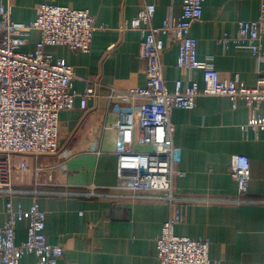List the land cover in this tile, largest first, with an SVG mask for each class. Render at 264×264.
<instances>
[{"label":"crops","instance_id":"obj_1","mask_svg":"<svg viewBox=\"0 0 264 264\" xmlns=\"http://www.w3.org/2000/svg\"><path fill=\"white\" fill-rule=\"evenodd\" d=\"M50 3L89 10L96 19L91 49L85 53L67 46H50L46 52L72 66L76 73L73 90L83 92L91 82H98L96 97L82 110L77 101L72 109L60 113L58 154L26 159L30 168L25 182L14 180L17 189H41L76 193L39 198L46 213V241L61 245V258L45 260L35 254L24 256L20 264H160L157 239L171 216L165 203L128 201L122 198L98 199L79 193L93 188L116 189L118 126L126 113L136 110L140 99H128L125 92L145 87L147 74L140 60L141 32L126 28L147 3L156 5L153 21L164 20L181 12L183 0H11L12 18L30 23L42 4ZM0 0V6H7ZM264 10V0H205L203 17L193 25L198 58L213 57L222 81L238 78L255 88L264 75V60L253 54L248 43L225 42L224 35H235L239 22L257 20ZM39 33L31 32L27 50L35 49ZM165 52L162 65L170 90L178 80L188 88L193 82L203 86L199 70L179 68V44L173 37H163ZM257 113L264 116V103ZM171 120L176 126L174 142L181 150L178 169L184 176L175 179L181 193L234 197L238 184L232 175L231 161L245 155L251 163L250 198H264V126L251 128L254 111L240 100L236 108L229 97L201 96L192 110L176 108ZM143 149L142 147H138ZM30 196L16 195L15 209L28 211ZM6 200L0 197V226L6 221ZM29 233V217L18 223L17 243ZM179 236L208 239L212 264H264V205H200L183 208V218L176 228Z\"/></svg>","mask_w":264,"mask_h":264},{"label":"built area","instance_id":"obj_2","mask_svg":"<svg viewBox=\"0 0 264 264\" xmlns=\"http://www.w3.org/2000/svg\"><path fill=\"white\" fill-rule=\"evenodd\" d=\"M0 6V197L6 200L5 223L0 226V264H20L29 254L49 260L61 258L65 249L46 241V213L41 208L42 196L75 195L71 192L17 189L14 180L25 182L30 172L28 162L16 160L17 155L43 156L58 154L60 146V113L72 109L79 101L87 110L96 97L98 82H91L83 92L73 90L76 73L72 66L46 52L50 46H67L72 50L89 52L96 27L94 15L87 9L45 3L30 23L12 18L11 0ZM205 0H183L181 12L167 17L161 26L153 24L156 5L147 3L139 10L131 25L142 35L140 60L145 64L147 85L125 92L128 99H140L141 105L126 113L118 126L116 144L117 185L124 194H112L109 189L93 188L79 193L98 199L122 198L128 201L165 203L171 216L164 223L157 239L160 264H212L208 239L179 236L176 228L183 218V208L202 205H264V198L248 196L252 171L245 155L232 157V175L238 184V194L210 196L181 193L175 179L184 176L178 169L181 150L174 142L176 126L171 117L176 108L192 110L201 96H225L237 107L240 100L254 111L251 128L264 126V116L257 111L264 103V75L255 88H249L238 78L222 81L213 57L198 58L197 44L191 36L192 27L203 17ZM40 35L34 50L26 49L31 32ZM163 37H173L179 44L177 66L203 73V86L193 82L188 88L178 80L175 88L167 86L162 57ZM225 42L248 43L253 54L264 60V10L257 20L239 22L235 35H224ZM142 147L143 149H139ZM16 195L30 196L28 211L15 209ZM29 217V233L17 243L16 228ZM42 264H46L43 261Z\"/></svg>","mask_w":264,"mask_h":264}]
</instances>
